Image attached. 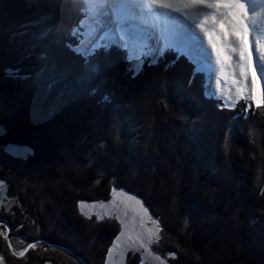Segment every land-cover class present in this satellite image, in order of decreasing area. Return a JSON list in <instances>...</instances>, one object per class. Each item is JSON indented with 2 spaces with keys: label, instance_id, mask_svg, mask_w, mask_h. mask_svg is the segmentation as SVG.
Returning <instances> with one entry per match:
<instances>
[{
  "label": "trees",
  "instance_id": "trees-1",
  "mask_svg": "<svg viewBox=\"0 0 264 264\" xmlns=\"http://www.w3.org/2000/svg\"><path fill=\"white\" fill-rule=\"evenodd\" d=\"M86 12L82 0H0V182L18 237L104 261L120 225L79 204L122 191L159 224L152 249L168 264H264V106L208 98L175 50L138 69L119 45L85 60ZM19 261L79 264L45 244Z\"/></svg>",
  "mask_w": 264,
  "mask_h": 264
},
{
  "label": "snow or ice",
  "instance_id": "snow-or-ice-1",
  "mask_svg": "<svg viewBox=\"0 0 264 264\" xmlns=\"http://www.w3.org/2000/svg\"><path fill=\"white\" fill-rule=\"evenodd\" d=\"M116 2L119 6L113 7V0H82L93 18L91 24H86L88 39L76 49V53L85 60L91 59L100 49L107 52L113 45L130 50L132 59L139 63H143V57L151 56L154 62L157 53L163 56L165 50H175L196 65V72H219L215 82L220 86V95L228 102L225 106L235 107L241 100L246 103V111L251 108L248 102H254L258 108L264 106V23H261L264 19V0ZM102 7H108L111 11L101 12ZM160 9L168 11H158ZM171 13H178L179 17L191 21V25ZM196 29H199V34ZM98 31L103 32L102 37L97 36ZM72 35L75 37L76 33ZM42 59H47V56L42 55ZM91 70L97 72L98 67L93 65ZM226 70H230L231 83L228 82ZM5 71L8 77H15L18 83L25 80L21 69ZM103 218L97 215L98 220ZM7 232L6 228L0 230V236L10 239ZM149 232L147 243L150 244L159 237L151 230ZM156 232H159V227ZM119 240L120 236H117L114 247L119 246ZM38 243H29L17 254L24 257ZM129 247L132 251L137 250L131 245ZM139 248L147 250L143 240H140ZM111 251L109 249V255Z\"/></svg>",
  "mask_w": 264,
  "mask_h": 264
},
{
  "label": "rangeland",
  "instance_id": "rangeland-1",
  "mask_svg": "<svg viewBox=\"0 0 264 264\" xmlns=\"http://www.w3.org/2000/svg\"><path fill=\"white\" fill-rule=\"evenodd\" d=\"M143 2V0H141ZM113 7L119 6L116 2V0H113ZM87 10V9H86ZM111 9L108 7H102L101 12H110ZM158 11H168L164 9H160ZM86 19L84 21V26L82 28L83 30V36L84 39L82 40V43H84L87 39V32H88V27L86 24H91L92 22V17L91 15L86 12ZM171 15H176L179 17L178 13H171ZM100 19H103V16L99 17ZM180 19L186 21L189 25H191V21L185 20L184 17H179ZM114 19V16H113ZM264 23V22H261ZM112 26H115L113 24ZM97 36L100 37V32H97ZM205 44L207 45V39H204ZM81 43V44H82ZM80 46V45H78ZM162 46V42H161ZM210 50V47H209ZM129 51V56L132 58V53ZM159 54H156L155 60H157ZM187 57V56H186ZM150 59L151 63H155L156 61L153 62V58L151 56L147 57V59ZM133 60V59H132ZM143 60V59H142ZM215 60V55L213 54V61ZM141 63L136 61L134 63L135 69H138L140 67ZM219 66L216 65V69H218ZM203 75L206 77V84L204 87H206L205 93L206 96L211 97H217L224 104H227L228 102L220 95V86L216 84V78L219 77V72L218 71H213V72H202ZM213 78L211 79V77ZM226 76L228 77V82L231 83V76H230V70H226ZM210 80L213 81L212 86H208V83L211 84ZM234 92V88H233ZM252 104L255 105L254 102ZM11 155L16 156V157H24L27 154L26 149H20L17 147H9L6 149ZM3 184L0 182V198L2 197L3 199L2 202L6 200V195H5V188H3ZM2 202H0L2 204ZM95 205V207H92ZM103 205V207L101 206ZM80 211L83 215L90 217V216H95L97 215H102L104 218H111L117 221L120 225L119 228V233L118 236H120L119 240V246L114 247V240L112 242V245L110 246L109 249H111V255H109V251H107L108 256H106V259L102 261V258L100 261H95L94 264H128L133 258H135L136 254L140 256V264H168L167 263V258L159 255H155L152 249V245L158 241V239H153V241L149 244L147 243L148 237L150 235L149 230H151V233H155L156 235L159 236V232H156L157 227L160 226L159 224L151 218L152 216L149 214L147 209L142 206L141 202L131 196L130 194L128 195L127 193H124L122 191H113L112 198L108 202H103V203H81L79 204ZM103 218V219H104ZM121 232H123V235L121 236ZM140 240H143L146 245H147V250L140 249L139 248V242ZM39 243L45 244L46 246L55 248L56 250H59L54 246V244H50L47 241H44L42 239H39ZM39 244V246L41 245ZM132 246L136 248V251L130 250L129 246ZM23 248H25V245H22ZM38 247V246H37ZM36 247V248H37ZM34 250V249H33ZM21 251V249H20ZM63 253H67L63 250ZM47 252V251H46ZM67 255H69L67 253ZM71 256V255H69ZM159 256L160 259L157 260L156 257ZM74 258L73 256H71ZM80 258V257H79ZM76 259V258H75ZM77 260V259H76ZM102 262V263H101ZM78 263L80 264V261L78 260ZM91 264V263H90Z\"/></svg>",
  "mask_w": 264,
  "mask_h": 264
},
{
  "label": "flooded vegetation",
  "instance_id": "flooded-vegetation-1",
  "mask_svg": "<svg viewBox=\"0 0 264 264\" xmlns=\"http://www.w3.org/2000/svg\"><path fill=\"white\" fill-rule=\"evenodd\" d=\"M1 199L3 198H0V202H2ZM13 205L9 200L3 201L2 204L0 203V230L4 228L8 229L7 235L10 237V239H5L3 236H0V264H21L19 259L25 258V256L20 257L17 253L20 252V249L23 251L29 243L34 242H27V237L22 234L18 237V228L15 224L16 219L12 216V212L14 211H12ZM10 244L11 247L9 246ZM23 244L25 248L22 247ZM39 244L41 243H38L37 246Z\"/></svg>",
  "mask_w": 264,
  "mask_h": 264
},
{
  "label": "water",
  "instance_id": "water-1",
  "mask_svg": "<svg viewBox=\"0 0 264 264\" xmlns=\"http://www.w3.org/2000/svg\"><path fill=\"white\" fill-rule=\"evenodd\" d=\"M56 248H58L59 250H63L65 252H67L69 255L73 256L74 258H76L77 260L80 261V264H84L83 260L81 258H79L78 256H76L72 251H69V249L65 248V247H61V246H57L54 245Z\"/></svg>",
  "mask_w": 264,
  "mask_h": 264
},
{
  "label": "bare ground",
  "instance_id": "bare-ground-1",
  "mask_svg": "<svg viewBox=\"0 0 264 264\" xmlns=\"http://www.w3.org/2000/svg\"><path fill=\"white\" fill-rule=\"evenodd\" d=\"M180 20H182V19H180ZM182 21H184V20H182ZM185 23H187L186 21H184ZM261 22H264V19H262L261 20ZM113 28H115V26H112ZM106 30V29H105ZM196 31H197V33L199 34V29H196ZM100 32V37H102L103 36V32H101V31H99ZM206 38V37H205ZM204 38V39H205ZM207 39V38H206ZM205 41V40H204ZM216 67V66H215ZM213 78V76L211 77V79ZM210 82H211V84L210 83H208V86L210 85V86H212V83H213V81L212 80H210ZM175 84V83H174Z\"/></svg>",
  "mask_w": 264,
  "mask_h": 264
},
{
  "label": "clouds",
  "instance_id": "clouds-1",
  "mask_svg": "<svg viewBox=\"0 0 264 264\" xmlns=\"http://www.w3.org/2000/svg\"><path fill=\"white\" fill-rule=\"evenodd\" d=\"M205 84H206V77H205V83H204V86H205ZM205 90H206V87H205ZM206 94V93H205ZM208 98H210L209 96H207ZM226 105V104H225Z\"/></svg>",
  "mask_w": 264,
  "mask_h": 264
}]
</instances>
